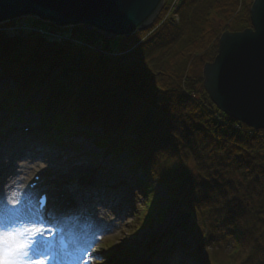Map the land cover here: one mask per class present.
I'll list each match as a JSON object with an SVG mask.
<instances>
[{
	"label": "trees",
	"instance_id": "16d2710c",
	"mask_svg": "<svg viewBox=\"0 0 264 264\" xmlns=\"http://www.w3.org/2000/svg\"><path fill=\"white\" fill-rule=\"evenodd\" d=\"M253 1L183 0L179 25L160 26L163 10L153 28L113 41L83 27L51 39L40 31L60 29L36 19L32 31L21 20L1 24L0 81L14 86L0 90V104L44 113V129L55 124L60 136L99 129L76 134L110 155L138 154L198 215L211 264H264V131L219 112L202 77L220 36L251 28Z\"/></svg>",
	"mask_w": 264,
	"mask_h": 264
},
{
	"label": "rangeland",
	"instance_id": "374dc122",
	"mask_svg": "<svg viewBox=\"0 0 264 264\" xmlns=\"http://www.w3.org/2000/svg\"><path fill=\"white\" fill-rule=\"evenodd\" d=\"M31 19L33 18H23L21 21L29 22ZM47 27L46 24L39 26L42 29ZM60 31L69 38L73 37V27L61 28ZM81 36L82 29L78 28L75 38L80 39ZM4 82L0 81V90L6 85ZM39 97L36 95L33 100ZM23 126L24 129L27 128L26 124ZM5 131L7 130L4 128L3 136L0 137V171L5 161H9L6 165L9 172L0 173V221L4 216L12 215L14 219L9 223V227L17 231L19 239L26 243L24 230L30 229V233L37 230L36 226L26 224V219L21 221L25 209L29 205L34 208L33 203L23 195L22 189L25 182L31 179L34 169H40L46 173L42 184L44 187L50 186L56 191L60 188L66 189L77 201V209L71 212V216L61 218V221L65 222L67 227L82 229L88 234V245L84 248V258L79 264H132L133 261L139 262L143 258L141 256L145 255L152 256L147 264H162L161 260L165 254L170 257V264H202L195 254H192V247L199 246L201 242L192 224L196 222L190 221V226L183 231L177 230L176 225L182 217V209L175 201L169 199L167 190L153 178L147 197L137 192L138 184L133 183V174L126 168L115 167L112 162H108L105 168L98 169L96 160L103 158L107 161L103 151L98 158L86 160L82 155L66 153L59 148L40 147L35 143L30 145L23 129L13 132V135ZM18 140H22L24 148L33 153L24 164L20 157L21 152L11 151L12 143H18ZM76 142L91 154L100 153L96 152L91 142ZM128 156L129 154H125L124 158ZM38 157H43L41 164L35 161ZM51 158L60 163L49 169L47 164ZM126 179L127 184H124ZM154 198L158 202L154 211L149 212L150 203ZM115 209L119 211L118 219L114 215ZM148 213H153V220L146 224L144 221ZM36 215L34 208L33 218L36 219ZM151 248L156 251L151 253ZM96 251L106 252L105 257L98 258Z\"/></svg>",
	"mask_w": 264,
	"mask_h": 264
},
{
	"label": "water",
	"instance_id": "95a60500",
	"mask_svg": "<svg viewBox=\"0 0 264 264\" xmlns=\"http://www.w3.org/2000/svg\"><path fill=\"white\" fill-rule=\"evenodd\" d=\"M165 0H0V25L34 18L57 28L83 27L106 39H130L149 30ZM251 28L225 32L218 54L203 68L204 89L217 109L264 131V0H254Z\"/></svg>",
	"mask_w": 264,
	"mask_h": 264
},
{
	"label": "snow or ice",
	"instance_id": "6c2138e0",
	"mask_svg": "<svg viewBox=\"0 0 264 264\" xmlns=\"http://www.w3.org/2000/svg\"><path fill=\"white\" fill-rule=\"evenodd\" d=\"M46 204V201H44ZM36 225L34 224L33 227ZM36 235H43V232L36 233ZM33 238V243H35ZM27 245L23 240L18 238L17 231L6 228L3 221H0V264H48V260H54V253L48 254V260L41 258L35 261H24L22 257L28 255L26 248ZM48 252V249H45Z\"/></svg>",
	"mask_w": 264,
	"mask_h": 264
},
{
	"label": "bare ground",
	"instance_id": "6f19581e",
	"mask_svg": "<svg viewBox=\"0 0 264 264\" xmlns=\"http://www.w3.org/2000/svg\"><path fill=\"white\" fill-rule=\"evenodd\" d=\"M18 143H12V145H13V149L11 150V151H19V152H21V158L23 159L22 160V162H23V164L25 163V162H27L28 161V158H31L32 156H33V153L32 152H30L29 150H27V149H25L24 148V146H25V144H24V142L21 140V141H17ZM88 148V147H87ZM22 150H25V151H22ZM27 152V153H26ZM42 160H43V157H38V158H36L35 159V161H37L39 164H41L42 163ZM8 162L9 161H5V163L1 166V171H0V173L1 174H3V173H5V172H9V168H7V164H8ZM21 162V163H22ZM49 162H50V159H49ZM28 165H30V163L28 164ZM34 171H35V169H34ZM33 171V172H34ZM43 181V180H42ZM41 181V182H42ZM32 207L31 206H29L26 210H25V213L22 215V218H21V221L23 220V219H26L24 222L26 223V224H31L32 226L35 224V225H37V227H38V229H40L41 228V225L40 224H38L37 222H36V220L34 221V223L32 224L31 223V220L33 219H35V218H33V217H31V214H32ZM28 218V219H27ZM29 219H31V220H29ZM6 224V223H5ZM4 224V225H5ZM6 226H8V225H6ZM26 251H27V253H28V255H26V256H24V257H22V259L24 260V261H29V260H34V258H36L37 257V254L36 253H34V252H32V251H30V249L29 248H26Z\"/></svg>",
	"mask_w": 264,
	"mask_h": 264
},
{
	"label": "built area",
	"instance_id": "2783aa9c",
	"mask_svg": "<svg viewBox=\"0 0 264 264\" xmlns=\"http://www.w3.org/2000/svg\"><path fill=\"white\" fill-rule=\"evenodd\" d=\"M178 1H179V0H175V3H174V4H176Z\"/></svg>",
	"mask_w": 264,
	"mask_h": 264
}]
</instances>
